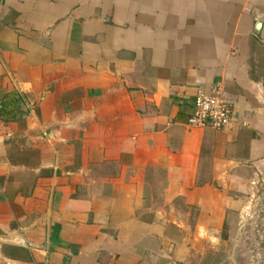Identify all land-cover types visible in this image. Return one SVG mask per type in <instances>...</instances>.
Returning <instances> with one entry per match:
<instances>
[{"label": "crops", "instance_id": "obj_1", "mask_svg": "<svg viewBox=\"0 0 264 264\" xmlns=\"http://www.w3.org/2000/svg\"><path fill=\"white\" fill-rule=\"evenodd\" d=\"M213 88L229 125L189 127ZM250 213L264 0H0V264H191Z\"/></svg>", "mask_w": 264, "mask_h": 264}, {"label": "rangeland", "instance_id": "obj_2", "mask_svg": "<svg viewBox=\"0 0 264 264\" xmlns=\"http://www.w3.org/2000/svg\"><path fill=\"white\" fill-rule=\"evenodd\" d=\"M254 221H257V216L255 217L250 213L243 221L245 227H242L240 234L238 235V233H236L233 238L229 233V229L225 227L222 234L223 243L218 251L206 250V252L202 254L201 260L198 249L193 250L191 264H211L215 259H217L220 264H253L252 256L254 254L252 255V251L255 249V237L258 235L261 239L260 241L264 242V227H255L252 225ZM259 230L260 233H258Z\"/></svg>", "mask_w": 264, "mask_h": 264}, {"label": "built area", "instance_id": "obj_3", "mask_svg": "<svg viewBox=\"0 0 264 264\" xmlns=\"http://www.w3.org/2000/svg\"><path fill=\"white\" fill-rule=\"evenodd\" d=\"M231 113V105L224 99L220 88H213L210 93L197 90L188 126L195 129L220 130L229 125ZM252 263L256 264L254 261Z\"/></svg>", "mask_w": 264, "mask_h": 264}, {"label": "trees", "instance_id": "obj_4", "mask_svg": "<svg viewBox=\"0 0 264 264\" xmlns=\"http://www.w3.org/2000/svg\"><path fill=\"white\" fill-rule=\"evenodd\" d=\"M215 261H216V260H215ZM215 261H214L213 263H211V264H216V262H215Z\"/></svg>", "mask_w": 264, "mask_h": 264}]
</instances>
